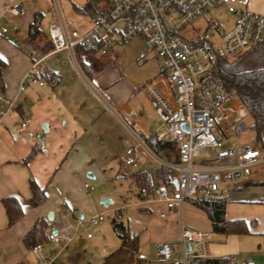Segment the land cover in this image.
Here are the masks:
<instances>
[{"label":"crops","instance_id":"crops-1","mask_svg":"<svg viewBox=\"0 0 264 264\" xmlns=\"http://www.w3.org/2000/svg\"><path fill=\"white\" fill-rule=\"evenodd\" d=\"M14 1L16 0H0V16L9 13L11 20L18 17L21 5L14 7L11 5ZM249 6L252 10L264 14V0H250ZM12 7L17 9L16 14L11 11ZM13 29H17V26L13 25ZM134 39L139 38L130 41ZM3 40L5 43L0 50V58L5 59L7 63L1 58L5 62L1 70L2 92L15 98L16 106L14 111L0 118V264H36L35 253L25 249L22 237L38 218H46L49 212L52 213V225L60 241L43 244L44 250L55 254L56 264H81L83 256L79 251L80 245L74 240L78 226H75L74 230L71 229L70 215L76 211L82 212L77 221H88V218L84 220L83 214L94 205L91 197L85 192H91L93 185L104 181L105 178L126 180L128 184L134 185L131 175L137 171H148L153 185L164 182L162 165L155 160L151 159L130 170L122 171L120 167L126 147L134 143L130 131L133 123L150 135L160 129L161 120H157L159 116L143 84L153 82L168 93L161 62L156 63L155 59L158 57L153 52H148L144 46L138 54H135V51V55L132 54L133 45L113 48L104 56L81 54L86 55L87 59L79 62L76 57L78 65L67 51H61L48 55L39 64V70L43 71L47 66L49 72L56 75V85L47 82L43 85L30 83L23 90H19V85L32 62L27 54ZM140 42L142 44L141 40ZM126 47L130 54L140 61L137 75L127 71L124 63ZM34 56L37 59L41 55L35 53ZM107 71L110 72L109 75H106ZM115 82H121V92L116 90L118 85H115ZM232 106L237 108V111L238 107H242L237 98ZM26 118H29L30 122L21 127L20 122ZM242 118L248 125L249 121L243 116ZM44 125L47 126L46 131L43 129ZM261 138L264 142V131ZM164 141L168 142L161 140ZM170 143L175 151L162 150V154L169 159L167 161L176 162V144ZM33 148L39 150L27 163H23L22 160ZM262 167L264 169V165ZM172 174L173 172L169 173L167 181L174 180ZM30 179L45 190L44 201L35 207L26 203L31 197ZM263 179L264 170L261 176L255 175L249 180L233 185L229 189L230 198L237 202L249 201L243 194V189L250 186L262 187L264 185L257 183ZM85 183L88 187H84ZM128 189L123 190L122 195L128 197L134 193L129 185ZM6 196H16L23 203V215L11 226L7 224L1 203V199ZM228 202L225 203L226 220L232 218L228 214L229 210H233L230 208L238 206ZM134 205L139 206L140 212L143 213L155 210L156 216L164 220L168 227H173L179 221V237L180 224L188 229L211 230V221L198 207H190L187 217L183 219L182 204L179 214L167 211L162 202L144 201L139 195ZM67 211L69 213L66 214ZM161 212H166V215L161 217ZM134 235H137L140 251L138 234ZM208 251L210 248L207 243ZM262 256L256 264H264V254ZM144 259L146 260V256ZM103 260L100 264H103ZM87 263L93 264L90 260L85 264Z\"/></svg>","mask_w":264,"mask_h":264},{"label":"built area","instance_id":"built-area-1","mask_svg":"<svg viewBox=\"0 0 264 264\" xmlns=\"http://www.w3.org/2000/svg\"><path fill=\"white\" fill-rule=\"evenodd\" d=\"M100 12L90 17L87 29L69 30L58 10L57 18L48 23L47 38L52 48L35 59L25 73L19 90L29 83L43 85L39 64L51 54L67 51L76 65L77 47L91 54L107 55L110 50L139 38L148 52L161 62V70L168 93L153 82L143 87L153 102L161 120L156 137L176 144L178 160L167 161L158 157L147 145L150 134L138 125L130 126L134 143L126 147L122 162L130 168L152 160L172 170L174 180L159 182L151 188L138 190L144 201L162 202L167 211L180 213L185 199L195 198L208 202L229 200L230 186L244 182L264 165V153L243 141L247 123L237 114V108L226 105L234 99L213 76L220 59L232 60L259 45H264V14L250 8V0H90ZM224 7L232 17V26L225 31L209 22L202 32L188 25L206 11ZM11 11L17 13L12 7ZM7 29L2 28L5 33ZM187 32H190L188 34ZM43 71L49 72L45 66ZM50 85H56L52 78ZM15 98L0 91V118L15 109ZM26 118L20 122L25 127ZM186 125L184 129L182 126ZM230 141H235L229 145ZM215 151V155L199 162L200 150ZM226 159V161H223ZM88 187V184H84ZM166 212H161L164 217ZM102 214L88 218L90 225L102 221ZM83 219L77 221L78 225ZM48 240L59 243L51 221H47ZM89 225L86 227L88 228ZM206 233L188 229L180 224L178 242H162L156 246L157 257L165 263L189 264L191 259L208 257ZM91 237L92 233H86ZM178 244V246H177ZM187 244L189 249H187ZM36 264H55V254L44 251L43 244L32 248ZM145 258L142 253L138 254ZM226 264H236L228 258Z\"/></svg>","mask_w":264,"mask_h":264},{"label":"rangeland","instance_id":"rangeland-1","mask_svg":"<svg viewBox=\"0 0 264 264\" xmlns=\"http://www.w3.org/2000/svg\"><path fill=\"white\" fill-rule=\"evenodd\" d=\"M90 0H16L11 3L14 7L21 5V12L16 19H10V14L6 13L0 16V50L4 45V40L10 42L17 50V46H21L22 52L27 54V50L22 45V40L26 34V27L32 14L36 11L41 12L42 20L40 28L47 35L48 23L57 18L58 10L64 19L68 29L84 30L87 29L90 22L89 13L79 11ZM95 1V0H94ZM10 20V21H9ZM209 22H214L220 25L225 31H229L232 26V17L226 11L224 7H214L206 11L202 16L193 20L188 27L196 32H202L205 30ZM13 25L17 26V30L13 29ZM7 29V33L2 32V28ZM190 34V32H187ZM133 45L132 54H138L142 50L143 45L139 39L130 41ZM2 52V51H0ZM130 54L127 47L124 50V63L126 65L128 73L137 75L138 65L140 63L134 55ZM36 58V56H34ZM79 62L87 59L86 55H76ZM2 58V57H1ZM3 59V58H2ZM5 62L6 60L3 59ZM156 63L160 64V59H155ZM7 63V62H6ZM136 67V70H134ZM2 73V71H1ZM109 75V71L105 72ZM3 77V73L1 74ZM117 83V82H115ZM121 82L115 84L116 90L121 92L123 89ZM30 84V83H29ZM46 84V83H44ZM19 102V101H18ZM235 104L234 99L226 101L227 106ZM16 105V103H15ZM14 111V110H13ZM237 114L245 117L242 107H238ZM248 120L247 117L244 118ZM157 120L160 119L157 117ZM243 139H248V143L252 146L259 147L260 142L255 139V134L252 130L248 129ZM235 141H230L229 145H233ZM215 155V151H208L206 149L200 150L199 157L196 160H203L211 158ZM223 161H226L224 159ZM121 170H130L131 168L120 164ZM261 167L260 171L264 169ZM92 180L93 179H88ZM126 180L119 179H104L93 185L91 192H85L88 197L93 200V208L84 212V220L94 215L102 214L103 220L96 225H90L89 221H84L81 225H78L77 219L82 212H74L70 215L71 229L74 230L77 227L74 240L79 242V251L83 256L81 264H85L86 261H92L93 264H100L105 256L111 253L116 247L119 246L117 235L112 229L111 219L116 217V214L120 211L121 218L128 230L132 235L138 234L139 237V253H144L146 256L145 261L156 260L157 252L156 245L162 242H178L179 239V226L178 222L173 227H168L164 220L159 219L156 216L155 210L151 212H140L141 208L134 205L138 201L137 187L135 185L128 184ZM88 184H91L88 182ZM82 185V182H81ZM131 187L132 194L128 197L122 195L123 190ZM230 186L229 188H231ZM129 190V189H128ZM243 194L247 196L249 201L237 202L229 198L228 204L238 205L237 208H230L228 214L232 216L230 220L235 218H242L247 222L249 233L247 234H223L218 232H212L210 229H198L207 233L206 241L208 243V256L210 257H229L234 258L236 264H256L263 258L264 254V186H250L245 187ZM230 195V192H229ZM101 198H107L111 202L104 206L100 200ZM255 198V199H251ZM196 208L189 199H185L182 203V218L184 219L188 215L189 209ZM121 209V210H120ZM69 213L68 211L66 214ZM65 214V215H66ZM238 216V217H237ZM53 221H51L52 223ZM165 223V224H164ZM187 226L185 223H183ZM89 225L88 228H86ZM191 229V228H189ZM196 229V230H197ZM92 233L90 239H87L86 233ZM178 246V244H177ZM214 248V249H213ZM45 251V250H44ZM36 260V254H35ZM249 262V263H248ZM56 264V263H55Z\"/></svg>","mask_w":264,"mask_h":264},{"label":"trees","instance_id":"trees-1","mask_svg":"<svg viewBox=\"0 0 264 264\" xmlns=\"http://www.w3.org/2000/svg\"><path fill=\"white\" fill-rule=\"evenodd\" d=\"M79 11L91 15L100 12V7L92 2H87ZM42 20L41 12H34L31 21L28 24L26 34L22 40L23 51L27 50L31 62L35 60L34 55H43L52 48V43L47 35L40 28ZM17 30V29H15ZM22 51L21 46H17ZM76 55L90 53L83 47H77ZM5 62L0 58V91L2 92L3 83L1 80V70ZM39 77L49 82L56 78V75L50 72L39 70ZM213 76L215 80L221 83L224 88L235 96L241 106L244 108L245 117L248 118V129L255 134V139L260 142L258 149L264 153V142L262 141V132L264 131V45L256 46L247 53L232 60L220 59L214 67ZM156 140V141H155ZM148 147L160 158L169 160L162 154V150H174L171 143L161 142L156 137V133L149 136L146 141ZM39 149L33 148L30 153L22 160L27 163ZM177 159L178 151L176 148ZM163 181H167L171 169L161 166ZM134 185L137 189L151 188L153 186L148 171H137L131 175ZM264 185V179L258 182ZM31 197L26 201L30 207L41 204L45 199V190L37 185L33 180H29ZM138 195V191H137ZM192 204L202 209L211 221V231L223 234H247L249 233L247 222L243 219L226 220L225 203L226 202H208L195 198H188ZM1 203L7 217V224L11 226L23 215V203L16 196H6L1 199ZM46 218H38L31 228L22 237V244L27 250H32L37 244H46L48 240V227ZM113 231L119 238V246L104 257L103 264H171L165 263L160 259L145 261L138 257V239L137 235H132L121 218V212L111 219ZM229 257H206L200 259H191L189 264H226Z\"/></svg>","mask_w":264,"mask_h":264},{"label":"water","instance_id":"water-1","mask_svg":"<svg viewBox=\"0 0 264 264\" xmlns=\"http://www.w3.org/2000/svg\"><path fill=\"white\" fill-rule=\"evenodd\" d=\"M182 127H183L184 129L187 128V126H186L185 124H184ZM43 129H44V131H46V130H47V126L44 125V126H43ZM100 202H101L104 206H107L111 201H110L109 199H107V198H101ZM46 219H47L48 221H51V219H52V213H51V212H49V213L47 214ZM53 232L56 233V231H53ZM187 249H189V245H188V244H187ZM87 264H88V263H87Z\"/></svg>","mask_w":264,"mask_h":264}]
</instances>
